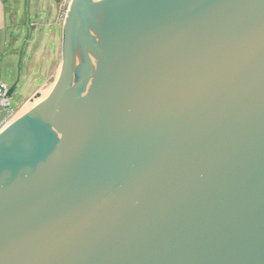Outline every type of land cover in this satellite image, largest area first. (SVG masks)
<instances>
[{
    "label": "water",
    "instance_id": "1",
    "mask_svg": "<svg viewBox=\"0 0 264 264\" xmlns=\"http://www.w3.org/2000/svg\"><path fill=\"white\" fill-rule=\"evenodd\" d=\"M0 264H264V0H69L0 132Z\"/></svg>",
    "mask_w": 264,
    "mask_h": 264
},
{
    "label": "crops",
    "instance_id": "2",
    "mask_svg": "<svg viewBox=\"0 0 264 264\" xmlns=\"http://www.w3.org/2000/svg\"><path fill=\"white\" fill-rule=\"evenodd\" d=\"M65 7L64 0H0V66H28L33 82L44 80L30 97L56 77Z\"/></svg>",
    "mask_w": 264,
    "mask_h": 264
},
{
    "label": "rangeland",
    "instance_id": "3",
    "mask_svg": "<svg viewBox=\"0 0 264 264\" xmlns=\"http://www.w3.org/2000/svg\"><path fill=\"white\" fill-rule=\"evenodd\" d=\"M31 21L33 20L31 19ZM33 78H35L34 72L30 70L28 66H0V83H3L13 89L10 97L9 108L3 109L1 112L2 119H7L14 114L11 118L12 120L16 115L18 116L30 109L47 94L54 82V78H51L44 86L38 88L40 98L31 103L29 102V99L31 98L30 95L34 88L37 87V85H43L44 83L43 79L35 80V82H33ZM26 107L28 108L25 109ZM23 108L25 110H23ZM20 110L23 111L21 112Z\"/></svg>",
    "mask_w": 264,
    "mask_h": 264
},
{
    "label": "built area",
    "instance_id": "4",
    "mask_svg": "<svg viewBox=\"0 0 264 264\" xmlns=\"http://www.w3.org/2000/svg\"><path fill=\"white\" fill-rule=\"evenodd\" d=\"M69 0H64L65 6H67ZM12 88L0 83V132L1 130L11 121L13 115L8 117L7 119H2L1 112L3 109H7L10 106V97L12 94Z\"/></svg>",
    "mask_w": 264,
    "mask_h": 264
},
{
    "label": "bare ground",
    "instance_id": "5",
    "mask_svg": "<svg viewBox=\"0 0 264 264\" xmlns=\"http://www.w3.org/2000/svg\"><path fill=\"white\" fill-rule=\"evenodd\" d=\"M27 108H28V107H26L25 109H27ZM25 109L23 108V110H25ZM23 110H22V111H23ZM28 110H29V109H28ZM20 111H21V110H20ZM22 111H21V112H22ZM26 111H27V110H26ZM26 111H25V112H26ZM25 112H23V113H25ZM23 113L19 114L18 116L22 115ZM18 116L16 115L12 120L16 119ZM12 120H11V121H12Z\"/></svg>",
    "mask_w": 264,
    "mask_h": 264
}]
</instances>
